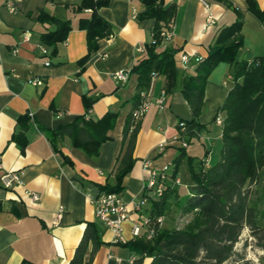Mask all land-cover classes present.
<instances>
[{
	"label": "crops",
	"instance_id": "obj_1",
	"mask_svg": "<svg viewBox=\"0 0 264 264\" xmlns=\"http://www.w3.org/2000/svg\"><path fill=\"white\" fill-rule=\"evenodd\" d=\"M104 1L107 5L98 13L111 25L112 34L98 42L97 51L82 66L89 49L81 21L91 16L89 10L76 11L83 0H0V179L8 171L21 173V184L14 189L6 190L0 184V264H70L88 224L97 225L103 244L91 261L94 246L89 245L84 264H134L137 255L126 243L135 240L133 226L141 224L152 208L149 203L142 213L135 209L148 178L144 162L161 170L175 164L182 149L187 156L182 165L188 157L203 159L207 151L208 167L221 158L223 127L216 119L219 115L225 119L218 111L235 85L233 65L221 63L211 72L198 119L204 128L199 138L188 141L187 148L180 142L182 125L192 121L193 112L184 96L183 80L197 76L220 32L235 22V9L244 14L243 47L237 60L264 59V20L249 10V0H226L232 8L217 0H165L166 7H175L168 26L172 25L173 37L163 39L159 52L180 50L175 56L176 82L168 91L166 76L153 74L148 99L165 91L166 107L161 111L152 105L134 122L135 164L120 194L131 219L123 224L124 241L117 242L114 233L96 218L94 201L104 193L103 188L116 185L124 133L137 103L138 75L133 69L145 57L156 21L138 18L144 10L139 0ZM254 1L264 12V0ZM42 13L71 23L67 41L57 46L54 56L47 47L50 55L46 57L39 49L41 36L55 29L40 21ZM183 55L189 56L186 64ZM46 61L51 65L46 66ZM119 71L129 72L123 85L114 78ZM34 79L44 84L35 86ZM86 100L92 103L90 111ZM108 112L117 115L116 124L96 157L76 148L69 137L55 141L49 137L50 131L78 117L87 115L98 121ZM26 117L28 129L23 131L26 123L20 120ZM14 135L26 145L14 141ZM33 193L40 196L38 202L31 200Z\"/></svg>",
	"mask_w": 264,
	"mask_h": 264
},
{
	"label": "trees",
	"instance_id": "obj_2",
	"mask_svg": "<svg viewBox=\"0 0 264 264\" xmlns=\"http://www.w3.org/2000/svg\"><path fill=\"white\" fill-rule=\"evenodd\" d=\"M139 1L144 10L138 18L155 19L156 26L152 42L146 45L145 57L133 69V73L138 75L136 108L151 88L153 74L166 76L168 91L175 86V56L180 52L175 48L159 52L164 39L163 29L172 22L175 7H166L165 0ZM217 1L232 8L226 0ZM106 5L104 0H83L76 8L77 12H91L90 18L81 21V28L88 34L89 49L88 56L80 62L82 66L97 51L98 42L112 34L111 25L98 13ZM248 6L252 13L264 20V12L254 0H249ZM235 13V22L220 32L209 50L208 58L200 65L197 76H187L183 80L184 96L193 112V119L185 124L182 136L190 142L199 138L204 128L198 119L205 105L211 72L221 63L233 65L235 85L218 111L225 114L221 158L217 164L208 167L206 158L209 151L198 161L188 157L192 186L181 192L182 184L175 185L174 180L181 178L180 167L187 157L185 149H182L181 157L175 161L173 179L167 183L163 197L151 200L152 208L148 214L155 222L161 217L164 222L155 223L151 238L145 231L126 243L137 255L134 264H230L234 259L237 264H251L235 251L245 229L250 231L257 246L264 250V59L251 63L237 60L243 47L241 30L244 14L238 9H235ZM40 21L55 27L41 36V46L49 48L54 56L57 46L67 41L71 23L46 13H42ZM86 107L88 111L92 108L89 100H86ZM26 120L27 117L20 123H26ZM116 120L117 115L111 112L98 121L84 115L76 118L72 124L50 131L49 137L53 141L59 137H69L76 148L84 150L90 157H96L102 145L109 140L108 133L114 129ZM23 128V131L28 129L27 123ZM136 133L137 127L131 115L124 133L123 154L116 170V185L106 186L102 189L104 193H122L123 181L135 164L133 151ZM13 140L26 145V142L20 141L19 135H14ZM174 208L181 216L191 217L183 228L170 229L164 225ZM91 243L94 247L90 261L103 244L100 229L95 224H88L70 264H84Z\"/></svg>",
	"mask_w": 264,
	"mask_h": 264
},
{
	"label": "built area",
	"instance_id": "obj_3",
	"mask_svg": "<svg viewBox=\"0 0 264 264\" xmlns=\"http://www.w3.org/2000/svg\"><path fill=\"white\" fill-rule=\"evenodd\" d=\"M10 10L12 12H15V8L12 4L9 5ZM137 16L135 15L134 18ZM209 23H213L212 18L210 17ZM163 38H165L166 41H170L173 37V30L172 25L168 27L165 31L162 32ZM40 52L42 55H49V51L46 47L40 46ZM182 62L184 64L189 62V56L183 55L181 58ZM46 66H50V61H46ZM115 80L118 82V84L123 85L125 84L129 79V72L125 71H119L114 75ZM230 80H233V77L229 78ZM32 83L35 86H42L44 83L42 80L34 79L32 80ZM144 100L142 103L134 110L132 116L134 122H138L145 113L149 110V108L152 105H155L159 110H164L166 107V102L168 99L167 92L163 91L161 95L154 99L150 100L148 99V96L146 94L143 95ZM224 118L219 115L216 119V122L218 125L223 127L224 125ZM185 124L182 125V130L185 129ZM181 145L183 148L188 147V141L185 137L182 136V139H180ZM151 162L146 161L144 162V167L148 170V178L147 183L144 188V194L142 195V198L138 201V203L135 205V209L138 213H142L144 211V208L148 206L149 203H151L152 199L159 200L163 197L165 189L167 187V183L172 181V173L175 167V164L169 163L161 170L151 168ZM0 169H2L1 160H0ZM175 185L180 186L182 184L181 178H176L174 180ZM0 184L6 189V190H12L17 185L21 184V173L20 172H5L1 179ZM31 200L33 202H38L40 200V196L38 194H31ZM95 210H96V218L104 223L113 233L115 236V239L117 242H123V224L125 222L130 221L131 219V212L129 210L128 204L122 199L120 194L116 193H104L101 194L98 198L94 201ZM164 222V218H159L156 222L150 217L149 214L144 216L142 218L141 224H135L133 226V236L139 237L142 233V230L145 229L146 232H148V237L151 238L154 234L153 227L155 223L162 224ZM135 258L132 260L135 262Z\"/></svg>",
	"mask_w": 264,
	"mask_h": 264
},
{
	"label": "rangeland",
	"instance_id": "obj_4",
	"mask_svg": "<svg viewBox=\"0 0 264 264\" xmlns=\"http://www.w3.org/2000/svg\"><path fill=\"white\" fill-rule=\"evenodd\" d=\"M196 146H198V150L201 151L200 144L198 142H194ZM216 151L214 157L216 156ZM216 159V158H215ZM219 161V158H218ZM217 164L216 160L213 163V165ZM179 175L182 180V185L180 187L181 192H185L189 186H192V180L190 177V174L188 172V166L187 163H184L181 166V170L179 172ZM191 220V217H183L178 212L177 209L174 208L172 212L167 216V219L164 223V225L167 228H183L189 221ZM235 251L242 255L245 258V261H250L251 264H264V250L259 248L257 246L256 240L251 237L250 231L248 229H245L243 231V234L240 238V241L235 246ZM230 264H237L235 262V259L230 262Z\"/></svg>",
	"mask_w": 264,
	"mask_h": 264
}]
</instances>
